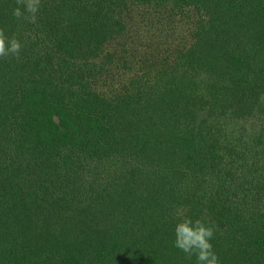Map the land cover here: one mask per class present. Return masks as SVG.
<instances>
[{
    "label": "trees",
    "instance_id": "trees-1",
    "mask_svg": "<svg viewBox=\"0 0 264 264\" xmlns=\"http://www.w3.org/2000/svg\"><path fill=\"white\" fill-rule=\"evenodd\" d=\"M0 0V264H264V0Z\"/></svg>",
    "mask_w": 264,
    "mask_h": 264
},
{
    "label": "clouds",
    "instance_id": "clouds-1",
    "mask_svg": "<svg viewBox=\"0 0 264 264\" xmlns=\"http://www.w3.org/2000/svg\"><path fill=\"white\" fill-rule=\"evenodd\" d=\"M18 5L13 10L17 20L35 23L41 7V0H16ZM22 43L17 36H7L0 28V58L7 56L19 57ZM179 222L175 227L174 247L185 254L187 258H196V264H220L211 240L214 238L216 227L203 219L193 220L184 213L177 212Z\"/></svg>",
    "mask_w": 264,
    "mask_h": 264
}]
</instances>
